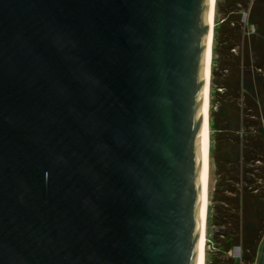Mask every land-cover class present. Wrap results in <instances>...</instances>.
Returning a JSON list of instances; mask_svg holds the SVG:
<instances>
[{
  "label": "water",
  "instance_id": "1",
  "mask_svg": "<svg viewBox=\"0 0 264 264\" xmlns=\"http://www.w3.org/2000/svg\"><path fill=\"white\" fill-rule=\"evenodd\" d=\"M210 8L0 0V264H198Z\"/></svg>",
  "mask_w": 264,
  "mask_h": 264
},
{
  "label": "trees",
  "instance_id": "2",
  "mask_svg": "<svg viewBox=\"0 0 264 264\" xmlns=\"http://www.w3.org/2000/svg\"><path fill=\"white\" fill-rule=\"evenodd\" d=\"M210 72L213 251L204 264H255L264 239V0H215Z\"/></svg>",
  "mask_w": 264,
  "mask_h": 264
},
{
  "label": "bare ground",
  "instance_id": "3",
  "mask_svg": "<svg viewBox=\"0 0 264 264\" xmlns=\"http://www.w3.org/2000/svg\"><path fill=\"white\" fill-rule=\"evenodd\" d=\"M212 10H214V0H211L210 8V18L212 17ZM212 45V40L208 41V50L206 56V82L204 90V120H203V131H202V220L203 224L206 222V213H207V181H208V171H209V124H208V111H209V76H210V64H211V51L210 47ZM206 226V225H205ZM204 246H205V233L202 235V239L199 247V257L198 264H204L205 255H204Z\"/></svg>",
  "mask_w": 264,
  "mask_h": 264
},
{
  "label": "rangeland",
  "instance_id": "4",
  "mask_svg": "<svg viewBox=\"0 0 264 264\" xmlns=\"http://www.w3.org/2000/svg\"><path fill=\"white\" fill-rule=\"evenodd\" d=\"M214 7H215V0H214ZM213 27H214V22H213ZM211 49H212V45H211ZM210 70H211V66H210ZM219 71H220V68H219ZM220 74H222V72H220ZM209 91H210V89H209ZM209 99H210V95H209ZM218 99H219V97H218ZM208 113H209V111H208ZM208 117H209V114H208ZM209 137H210V131H209ZM209 146H211L210 139H209ZM208 161H209V171H208L207 189L210 192L212 190V186H213V183H214V175L212 174L213 164H212L210 158H209ZM207 205H208V195H207ZM206 215H207V213H206ZM206 218H207V216H206ZM207 238H208V236H206V226H205V246H204V251L205 252L209 251V250L213 251L212 248H211L212 245L211 244H207L208 243ZM205 252H204V255H206ZM233 255L236 256V253L234 252ZM204 262H205V260H204ZM255 264H264V239L261 242V245H260L257 257H256Z\"/></svg>",
  "mask_w": 264,
  "mask_h": 264
},
{
  "label": "built area",
  "instance_id": "5",
  "mask_svg": "<svg viewBox=\"0 0 264 264\" xmlns=\"http://www.w3.org/2000/svg\"><path fill=\"white\" fill-rule=\"evenodd\" d=\"M244 17H245V16H243V18H244ZM263 134H264V126H263ZM234 252L236 253V256H234V255H233V256H234V257H238V256H239V250H238L237 248H235V249L233 250V253H234ZM233 253H232V254H233Z\"/></svg>",
  "mask_w": 264,
  "mask_h": 264
}]
</instances>
